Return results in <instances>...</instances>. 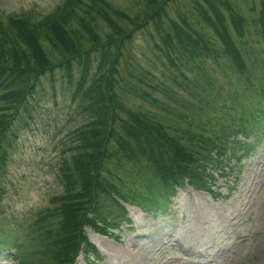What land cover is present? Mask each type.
I'll use <instances>...</instances> for the list:
<instances>
[{
  "label": "trees",
  "instance_id": "trees-1",
  "mask_svg": "<svg viewBox=\"0 0 264 264\" xmlns=\"http://www.w3.org/2000/svg\"><path fill=\"white\" fill-rule=\"evenodd\" d=\"M170 1L145 0V11L134 18L108 0H61L39 20L0 19V193L21 122L27 125L21 112L28 110L43 79L48 76L51 84L56 74L65 79L86 116L63 140L64 156L57 169L62 193L51 199V210L38 215L31 236L35 244L26 250L17 239L0 237V257L13 251L18 264H74L79 256L85 264H98L100 254L86 229L119 240L121 227L131 225L124 205L165 213L183 180L213 193L218 177L227 175L235 149L247 146L237 139L239 134L249 136L242 125L209 136L187 130L181 143L163 125L119 100L114 75L124 45L151 24L158 37L154 47L177 71L172 78L179 88L208 91L211 81L202 65L209 58H228L237 71L245 72L246 61L234 35H246L247 21L230 0H194L193 12L165 25ZM99 21L109 30L104 39L97 33ZM199 24L210 35L197 30ZM255 24L264 38L263 7ZM176 61L186 70L195 67L196 82L189 81ZM138 92L142 100L158 104L147 91ZM172 94L168 91L167 97L175 101ZM231 101L236 103L235 98ZM239 112L245 115L244 109ZM25 116L31 120L29 111ZM52 217L55 224L47 221Z\"/></svg>",
  "mask_w": 264,
  "mask_h": 264
},
{
  "label": "rangeland",
  "instance_id": "rangeland-1",
  "mask_svg": "<svg viewBox=\"0 0 264 264\" xmlns=\"http://www.w3.org/2000/svg\"><path fill=\"white\" fill-rule=\"evenodd\" d=\"M108 1L131 18L145 11V0ZM230 1L247 21L246 35L242 39L234 35L246 61L244 73L228 58H209L202 65L211 81L208 91L193 86L179 88L172 78L177 71L154 47L158 37L151 24L124 45L114 87L121 103L160 123L181 143L187 139V130L209 136L242 125L249 136L239 134L237 139L247 146L235 149L228 161L229 171L218 177L213 193L185 186L177 191L167 213L127 206L132 225H123L120 233L114 231L119 234L117 241L86 229L88 239L101 252L98 264H264V38L255 24L264 0ZM60 2L0 0V19L24 16L39 20ZM193 2L171 0L165 25L170 19L180 21L179 16L188 10L193 12ZM197 30L211 33L203 24ZM108 31L99 21L100 39ZM178 65L190 82H196L198 72L193 65L189 70ZM52 84L47 76L28 101L26 111L31 120L26 111L21 112L27 125L21 122L1 183L0 237L17 239L26 250L35 244L31 236L38 215L51 210V199L62 193L57 169L64 156L63 140L86 120L65 79L56 74ZM139 90L147 91L158 104L142 100ZM168 91L173 92L175 101L167 97ZM248 103H254L255 108ZM242 109L244 117L239 112ZM251 110L257 111L253 118L248 116ZM47 221L55 224L57 219ZM0 264H18L14 252H5ZM75 264L85 263L79 256Z\"/></svg>",
  "mask_w": 264,
  "mask_h": 264
}]
</instances>
